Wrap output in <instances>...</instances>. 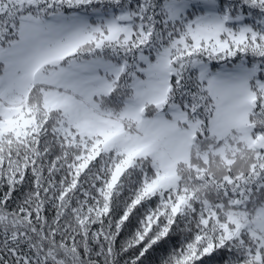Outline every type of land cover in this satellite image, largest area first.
<instances>
[{"label":"snow or ice","instance_id":"obj_1","mask_svg":"<svg viewBox=\"0 0 264 264\" xmlns=\"http://www.w3.org/2000/svg\"><path fill=\"white\" fill-rule=\"evenodd\" d=\"M0 264H264V0H0Z\"/></svg>","mask_w":264,"mask_h":264}]
</instances>
